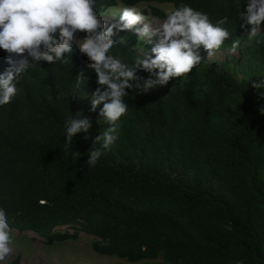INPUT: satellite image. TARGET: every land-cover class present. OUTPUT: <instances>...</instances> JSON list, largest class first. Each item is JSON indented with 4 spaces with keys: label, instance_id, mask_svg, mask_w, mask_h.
<instances>
[{
    "label": "trees",
    "instance_id": "1",
    "mask_svg": "<svg viewBox=\"0 0 264 264\" xmlns=\"http://www.w3.org/2000/svg\"><path fill=\"white\" fill-rule=\"evenodd\" d=\"M181 3L223 24L219 48L248 53L242 77L202 61L177 82L141 94L130 90L119 139L94 167L85 163L108 125L90 111L98 86L86 56L67 64L41 61L0 106V206L14 231L46 243L91 238L93 251L144 264H264V33L241 27L244 0H96L103 13L119 2ZM150 13L165 18V11ZM261 25H264L262 22ZM83 35V33H79ZM111 49L131 64L136 37ZM0 50V72L7 66ZM138 75L147 77L140 71ZM88 117L92 127L67 144L64 123ZM12 264H18V259ZM123 264V263H116Z\"/></svg>",
    "mask_w": 264,
    "mask_h": 264
},
{
    "label": "clouds",
    "instance_id": "2",
    "mask_svg": "<svg viewBox=\"0 0 264 264\" xmlns=\"http://www.w3.org/2000/svg\"><path fill=\"white\" fill-rule=\"evenodd\" d=\"M95 5L96 0H0V50L7 64L0 72V106L12 102L22 75L41 61L67 64L73 50H78L90 62L98 85L90 94V111L98 109V118L108 126L95 138L100 148L87 151L88 168L96 166L102 150H111L119 139V121L128 112L125 98L130 90L144 94L182 78L201 63V49L211 55L231 35L222 27L228 17L213 23L208 13L187 3L167 11L163 21L146 8L130 5L112 16L114 22H108L100 18ZM239 20L241 27L251 26L248 36H255L264 22V0H244ZM121 32L132 33L144 46L131 64L111 52L122 42ZM238 43L233 42V51ZM140 71L148 76L138 75ZM252 86L264 87V79ZM91 127L86 116L68 118L64 123L66 143ZM14 242L7 211L0 206V264L13 252Z\"/></svg>",
    "mask_w": 264,
    "mask_h": 264
},
{
    "label": "rangeland",
    "instance_id": "3",
    "mask_svg": "<svg viewBox=\"0 0 264 264\" xmlns=\"http://www.w3.org/2000/svg\"><path fill=\"white\" fill-rule=\"evenodd\" d=\"M141 8H146L150 12L151 7H159L165 11H170L174 8L170 2H139L136 4ZM128 6L119 2L116 6L106 9L101 13V19L108 22H114L113 15L117 14L119 10ZM151 14V13H150ZM152 17L159 21L165 18H158L151 14ZM259 33H264V25L260 27ZM136 50L140 53L144 51L143 44L137 42ZM249 54L240 52L237 48L235 51L232 47L218 49L213 51L211 55H205L203 62L207 64H222L228 72L234 76L241 78L242 73L240 67L247 63ZM185 74L182 78H174V81L181 82L186 78ZM12 230V229H11ZM14 245L13 252L8 256L5 264H12L18 259V264H144V261L139 263H131L126 259L115 256L101 255L91 248V238L87 234L82 233L78 241H64L55 242L53 244L46 243L34 232L14 231Z\"/></svg>",
    "mask_w": 264,
    "mask_h": 264
}]
</instances>
